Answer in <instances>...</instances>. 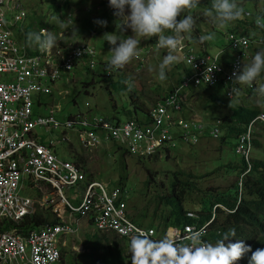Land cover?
<instances>
[{
  "label": "built area",
  "instance_id": "obj_1",
  "mask_svg": "<svg viewBox=\"0 0 264 264\" xmlns=\"http://www.w3.org/2000/svg\"><path fill=\"white\" fill-rule=\"evenodd\" d=\"M3 3L4 0H0V218L13 219L19 225L24 217L35 212L34 204L39 201V208L54 215L60 224L32 231L29 236L17 228L11 233L0 234V264H59L67 238L76 232L78 223L85 220L99 234H110L130 242L137 251L142 250L140 244L144 242L142 239L138 241L137 237H147L150 241L148 248H155L163 256L174 251L179 259L189 257L195 261L199 257L198 248L203 244L200 241L190 244L193 242L191 237L196 232L203 235L204 228L194 232L195 228L190 226L183 229L167 227L162 232H156L135 223L121 200V189L108 191L103 183L88 179L81 165L59 157L51 144V138L49 144L45 145L46 136H40L39 132L60 128L72 131L85 152L97 160L95 154L103 144L102 137L106 144L113 141L134 154L148 157L165 144L178 148L182 144L199 145L207 137L218 139L221 133L218 124L207 128L195 120L181 119L182 102L186 101L181 90L153 109L154 124L149 127L135 122L119 124L91 114H79L60 123L54 117L59 106L53 104L46 107L48 115L35 117L34 95L42 108L44 104L40 100L41 96L52 99L54 94L60 95L55 88L57 84L71 82L73 72L79 68L93 71L100 64L92 46L86 43L66 44L60 33L57 34L60 40L58 45L50 52L42 53L37 47L28 45L36 53L28 55L26 43H18L12 34L15 25L25 38L23 24L27 14L21 5L15 3L12 9L15 14L7 19L2 10ZM42 31L48 29L42 28ZM164 34L172 33L167 30ZM229 40L238 55L232 68L225 71L216 63L218 55L212 59L210 56L188 54L191 36H182L181 45L175 54L181 55L194 71L185 80L183 88L190 85L215 87L222 81L226 85L227 99L233 100L237 96V84L232 74L239 73L243 67L242 61L250 60L252 44L248 37L230 35ZM155 44L156 37L146 42L144 50L132 59L135 67L143 69L154 54L166 53L164 49L157 50ZM254 44L264 46V38L261 36ZM3 74L14 75V80L5 82L6 79L2 80ZM165 122L167 128L163 126ZM257 123H262L264 127V115L248 126L234 148L235 155L247 165L241 178L250 169L251 142L257 132ZM63 139L71 141L69 137ZM81 185H84V196L79 207H74L65 197L64 190L77 189ZM25 188L37 192V196L24 198L21 192ZM169 230L179 234L173 237ZM78 248L81 246L74 247V250Z\"/></svg>",
  "mask_w": 264,
  "mask_h": 264
},
{
  "label": "rangeland",
  "instance_id": "obj_2",
  "mask_svg": "<svg viewBox=\"0 0 264 264\" xmlns=\"http://www.w3.org/2000/svg\"><path fill=\"white\" fill-rule=\"evenodd\" d=\"M104 1L105 0H15L16 4L21 3L24 5L23 7L26 10L27 18L23 24L25 34L28 29L36 24V21H43L45 23V28H47L49 32L54 34L61 32L64 34L66 37L63 40L64 43H66L68 38L73 44L77 42H87L89 45L93 46L97 50L98 60L102 63L100 67H97V69L92 72L82 73V69L80 68L73 72L74 78H72L71 82H63L55 86V88L59 90L58 93H60V95L54 94L52 99L48 96L40 97L41 102L44 104L42 108L37 104L38 99L36 95H34L33 100L36 101V107L34 108L35 117L48 115L49 111L46 107H50L53 104L59 106V110L54 113V117L60 123L79 114L116 118L119 122L126 123L129 121L128 115L132 118L135 117L134 107L131 105L130 101V93H134L139 97L140 103H143L145 107L149 109V105H152L154 103L152 101L154 100H146V93L148 94L151 92L152 96L154 94L156 95L154 96L155 99L161 100L177 85L181 78L183 79L185 73L186 75L188 74V70L182 64V56L175 54L178 57V61L166 70L165 79L160 80L158 78V65L163 55L166 53L154 54L144 65L143 69L135 67L131 60L124 67L112 70L110 74L106 72L105 63L111 55L110 48L112 46L105 41V37L110 32L118 31L117 25L121 17L115 14V9L104 5ZM201 1L206 4L205 6L209 5L210 1L212 2V0ZM238 4L240 7L243 5L241 7L243 10L242 14L246 16V19L252 20V18H254L252 14L254 13L252 3H247L245 5V0H238ZM205 6H199L188 11V13L193 15L196 19L194 31L188 35L195 38L199 36L198 41L208 40L209 42H215L216 46L214 49H209L207 44L204 43L208 48V53L214 54L221 51L218 50L221 49L219 47L226 45L228 42L225 36L217 35L214 30H223L226 32L225 35L227 36L229 29L235 27V23L234 21L223 25L213 23L206 15L208 9ZM261 7L260 5V9ZM247 13H249V16H247ZM182 17L181 15L180 18ZM100 20L106 21V25L101 26L98 24L97 21ZM262 20L261 18H257V21ZM204 22L207 24L205 25ZM62 25L65 27H61ZM71 25L75 30L70 28ZM250 27L251 29L249 28V33L247 35L252 39L250 53L253 55L256 49L264 50V46L254 44L255 40H258L263 35L264 30L257 26ZM38 32H40V29ZM23 34L24 33H22L19 28H14V38L20 44H25ZM125 34H130V31ZM209 34L211 35L209 36ZM232 34L235 33L233 32ZM201 36H209V38L201 40ZM153 38H155V36L148 40ZM148 40L141 41L138 53L144 50ZM193 42H195V40L191 41V43ZM197 49L201 50L199 47ZM229 53L231 54L230 59H232L234 53L227 50L220 56V61H228ZM34 54L36 53L33 50L28 51V55ZM247 62L248 61H243V64ZM261 82H264V80L258 79L256 81L257 84ZM84 84L88 86L84 88ZM240 86L247 88V86ZM198 89V91H200V88ZM212 91L214 93L218 92L219 96H223L222 91L216 88ZM62 97L65 100H63ZM205 99V96L193 99L192 103L194 102V104H191V107L194 108L196 114H199L201 110L204 111L205 113L203 114L202 120L212 124L217 121V117L225 115L226 111L213 107V105L207 103ZM263 100L264 98H258L253 95L250 97L251 106L257 104L263 109ZM195 112H191L192 115H190V112L187 110L180 118L192 119L190 116H193ZM136 113L139 119L144 118L141 111H137ZM69 132L72 131H66L62 128L54 130L43 129L39 132V135L46 136L45 145L49 144L50 139L48 137L51 135V144L57 155L81 165L88 179L103 183L108 191L124 189L126 192V199L124 201L125 207L131 219L133 216L140 213L144 214V212H147L148 215L152 214V208L154 206L152 204L147 206V203H149V200L153 201L156 196L164 193L163 186L160 187V181L167 180L164 176L167 171H190L192 174H197L201 179L197 184L195 182V187L200 191L205 189H218L224 191L236 179L235 175L225 173V167L226 165H237L239 158L234 155V152L225 150V147H223L217 139H205L197 147H188L189 145L182 144L179 148L171 151L170 158H167L168 161L164 160L166 156L164 152L162 154V160L160 161H155V159H141L144 161L143 165L136 161L139 159L136 156L130 154L126 156V152L119 149L120 146L114 143L106 144L104 137H102L103 144L101 148L95 154L98 159L95 160L93 156L87 154L80 146L76 135L73 132L72 134ZM260 133L256 141L261 143L264 147V129H262ZM64 137H69L71 141L68 142L64 140ZM261 151L262 150L254 148L252 151V158L264 160V155ZM75 158L77 159L75 160ZM218 165L221 166L217 167ZM148 170H150V172H148ZM151 177L157 179V183L148 185V180ZM154 186L157 188V193L154 191ZM37 194V192L25 188L21 195H23L24 198H31L32 196H37ZM64 195L74 207H79L78 205H80L84 196V185H81V187L77 189H66L64 190ZM186 211H193V209H191L189 205H186L185 212ZM42 214L47 216L48 213L43 211ZM48 217L51 219L46 221V225H43L45 228L60 224V222L55 221V216L52 214H49ZM185 220L188 222L187 219ZM140 222L144 226H148V220ZM71 223L76 222L72 221ZM181 223H184V221ZM78 224L79 226L76 232L71 234V238H67V244L62 248V253H64L65 256L59 264H95L97 262L98 255L96 252H92L90 247L91 243L87 242V236H99V234L88 220ZM166 227L173 226L170 223ZM160 228L165 227L153 229L160 232ZM212 231L215 232L218 230L214 229ZM209 234L210 232L207 235ZM99 237L101 238V236ZM113 238L117 239L116 237ZM102 243L103 239L99 241L98 245ZM124 243L127 247V253L130 254L129 249L131 243ZM77 246H81V248L74 250V247ZM96 250L100 251L99 248ZM141 251H137V254H140ZM98 254H100V252H98ZM167 254V258L171 256L174 259L175 256H178L177 253L167 252ZM152 255H154V257ZM155 257H157L158 260H156ZM161 257L165 256L156 251H152L151 264H157ZM153 258L155 259L154 262L152 261ZM161 264L168 263L161 261ZM175 264L189 263L187 257H185L184 260H175Z\"/></svg>",
  "mask_w": 264,
  "mask_h": 264
},
{
  "label": "trees",
  "instance_id": "obj_3",
  "mask_svg": "<svg viewBox=\"0 0 264 264\" xmlns=\"http://www.w3.org/2000/svg\"><path fill=\"white\" fill-rule=\"evenodd\" d=\"M103 3L107 7L112 8L108 5V0H105ZM247 3H252L253 5L252 7L254 8V13L252 14L254 18H252V20L246 19V16L242 14L240 18L234 20L235 27L229 29V33L234 32L236 34L240 32L243 35H247L249 33V28L251 29L250 26H256L255 22L257 21V18L263 19L262 22L264 23V0H245V5ZM205 5L206 4L204 2L199 0V4L196 7H204ZM260 5L262 6L261 9ZM210 6L211 1L210 4L205 7L209 10ZM188 11L190 10H187V14H189ZM181 15L183 16L185 13H181ZM206 24L207 23H205V25ZM44 27L45 23L43 21H36V24L28 29L26 33L38 32L39 29ZM214 32L220 36H225L226 33L220 29H215ZM198 38L192 37L193 40L191 41L195 40V42L191 43L190 41L189 47H199L201 48V52H203L205 48L208 53V48L204 45V43L207 44L209 49H214L216 46L215 42H209L208 40H205V42L198 41ZM219 48L227 51L229 43L227 42L226 45L220 46ZM257 50L259 49H256L255 52ZM182 64L186 67L188 72H190L185 63ZM85 72L89 71L86 68H83L82 73ZM185 75L186 73L183 76L185 77ZM258 79L264 80V74H262ZM182 80L183 79L181 78L175 87H177ZM87 86V84L83 85L84 88ZM215 88L222 91L223 96H219L218 92L214 93L212 90ZM225 88L226 87L224 85H219L214 88L204 87L200 91L193 89L187 96H184L186 97V101L185 103L183 102V111L180 116L182 117L187 110L190 112V115H192L191 112H195L194 108L191 107V104H194V102L192 103V100L205 96L207 103L212 104L213 107H216L219 110L226 111L225 115L217 117V120L222 123L221 133L217 141L225 147V150L234 152L239 136L247 130L248 126L256 120L261 113H264V100L262 104L263 109L257 104L251 106L252 103L250 102V97L254 95L253 89L246 90V87L243 88L240 85L239 88H237L236 98L229 100L226 98ZM172 90L173 89H171V91ZM154 96L156 95L154 94L152 96L151 92L145 94L146 100H154L152 101L154 102L153 104L159 103L160 100L155 99ZM130 101L131 105L134 107L135 117L132 118L128 115L129 121L137 120L142 123L148 122L150 110L146 108L143 103H140L139 97H137L134 93H130ZM137 111H141L143 113V119H139L136 116ZM204 113L205 112L202 110L199 114H196L195 112L191 118L201 117V119H203ZM105 118L119 122L116 118ZM184 120L190 121L192 119ZM257 127V132L255 133L251 143L253 148L262 150L261 153L264 155V147L261 143L256 141L258 136L261 134L260 131L264 129V127L262 123H257ZM109 143L116 144V142L113 141H110ZM119 149L124 150L126 152V156L129 155L123 146H120ZM162 154L157 152L149 159L160 161L162 160ZM170 154L171 152L167 151L164 160L168 161ZM76 159L77 158H75V160ZM136 161L140 164H143L144 162L141 159H137ZM219 166L221 165H218L217 167ZM225 169V173L235 175L236 179L224 191H220L218 189H205L200 191L195 187V182L197 184L201 179V177L197 174H192L190 171H167L164 175L167 180L160 181V187L163 186L164 193L156 196L153 201L149 200V203H147V206L151 204L154 206L152 208V214L148 215L147 212H144V214L140 213L133 216L132 220L146 228L152 227L158 229L159 227H166L170 223L172 226H177L183 221L187 222L184 219V215L189 211L185 212V206L189 205L191 209H193L192 212L198 214L201 217L202 222H204L209 219L211 210L215 206L219 205L223 209H215L216 220L212 226V230H218V234L210 230V235L206 237L205 241L208 245H216L226 234L234 231V235L230 236L229 240L231 242H235L237 240L243 241V243L250 248V251L242 255L241 258L236 261V264H248V257L251 255V251H255L258 248H264V160L251 158L249 172L242 178L240 187L238 185V177L246 170V164L242 161V159L239 158L237 165H226ZM148 172H150V170H148ZM152 183H157V179L152 177L149 178L148 185H151ZM154 191L157 193V188L155 186ZM47 213L48 214L46 216L45 214H42L41 211L37 216L28 218L21 225L23 228V234L26 235L31 229L35 230L42 227L46 221L50 220L51 216L48 217L49 212ZM145 220H148V226H144L140 222ZM99 236H101V238ZM99 236H87V242L91 243L90 247L92 252H96L98 255L97 262L95 264H133V257L131 254L127 253V247L123 240L119 238L116 240L113 238L115 236H106L102 234H99ZM102 239L103 243L98 245L99 241ZM98 248L100 251L96 250ZM98 252H100V254H98ZM64 256V253H62L60 259L63 260ZM152 256L154 257V255ZM166 256L168 257V254ZM155 258L158 260L157 257ZM170 258H167L165 262L168 264H175V260H173L171 256ZM154 260L155 259L153 258L152 261L154 262Z\"/></svg>",
  "mask_w": 264,
  "mask_h": 264
},
{
  "label": "clouds",
  "instance_id": "obj_4",
  "mask_svg": "<svg viewBox=\"0 0 264 264\" xmlns=\"http://www.w3.org/2000/svg\"><path fill=\"white\" fill-rule=\"evenodd\" d=\"M198 4L199 0H108V5L115 9V14L119 15L121 19L117 25L118 31L110 32L105 37V41L112 46L110 48L111 55L105 63V71L110 74L112 70L124 67L138 55L141 41L148 40L155 36L156 49L166 50V54L163 55L158 65V78L164 80L166 70L178 61L175 51L181 45L182 36L184 34H191L194 31L196 19L193 15L187 14V10L196 8ZM14 6L15 0H4L2 10L6 14L7 19H10V17L15 14V10L12 11ZM242 11V8L238 4V0H212L210 9L206 12V15L213 23L223 25L240 18ZM181 13H185L182 18H180ZM97 23L101 26H105L107 22L100 20L97 21ZM260 26L264 27V25ZM61 27L65 26L62 25ZM14 28L15 25L12 27L13 38ZM70 28L74 29L72 25ZM167 30H170L172 34H164ZM128 31H130V34H125ZM59 33L64 36L61 32H57L56 34L49 31L27 32L25 34V43L27 47L28 45H33L42 53H48L58 45V41L60 40L57 34ZM210 35L211 34H209V36ZM209 36H201L200 39L204 40L209 38ZM262 37L264 38V33ZM63 38L65 39L66 37L64 36ZM191 40H193L192 37ZM79 43L88 44L87 42H77L73 44L68 38L66 40V44L75 45ZM92 48L94 47L92 46ZM28 50L35 51L34 49H29V47ZM94 50L96 51L98 64L101 66L102 63L98 60L97 50L95 48ZM97 67L94 70H96ZM262 74H264V50H257L255 54L251 56L250 60L243 64L239 73L233 72L232 77L235 84L251 87L256 97L264 98V82L259 84L256 83ZM5 79V82H10L14 80V75L3 74L2 80ZM233 91L234 89H232V92ZM192 120L203 123L207 128L218 124L221 130L222 123L219 120L212 124L206 123L201 117L192 118ZM205 139L212 138L207 137ZM199 145L192 147H197ZM253 149L254 148H252V151ZM252 151L250 153V160L252 158ZM244 172H242L240 176ZM240 176L238 177V185L241 183ZM35 197L36 196H32L31 198ZM218 209L220 208L218 207ZM16 228L23 233L21 224H16V221L10 218H0V234L11 233L13 230H16ZM201 235L202 233L196 232L191 239L194 243H197L200 241ZM233 235L234 231L226 234L216 245H201L198 248L199 257L194 261V264H236V261L246 252L250 251V248L245 245L243 241L237 240L231 242L229 238ZM141 239L144 242L140 244V248L142 249L140 254H137L135 245L130 244L129 250L133 257V264H151V252L155 251V248H148L150 241L147 237H137L138 241ZM62 251L63 249L61 250V254ZM165 260L166 257H161L157 264H161V261ZM248 264H264V248L251 251V255L248 257Z\"/></svg>",
  "mask_w": 264,
  "mask_h": 264
},
{
  "label": "bare ground",
  "instance_id": "obj_5",
  "mask_svg": "<svg viewBox=\"0 0 264 264\" xmlns=\"http://www.w3.org/2000/svg\"><path fill=\"white\" fill-rule=\"evenodd\" d=\"M19 4V3H18ZM19 5H21L22 7L24 6V5H22L21 3L19 4ZM23 9H24V7H23ZM25 10V9H24ZM25 12H26V10H25ZM256 23V26L257 27H259V28H262V29H264V27H261L260 25H264V23L262 22V21H257V22H255ZM198 27V26H197ZM196 32H198V31H196ZM200 32V31H199ZM203 34V33H202ZM230 35H234L235 37H248L249 39H250V41H251V44H252V39H251V37L249 36V35H243V34H241V33H236V34H232V33H227V36H226V38H227V41H228V43H229V48H228V51H232L233 53H234V55H233V57H232V60L230 61V62H223V61H220V56L223 54V52H225L226 50H223V49H218V50H221V51H219V52H217V53H214V54H209V53H207L206 52V50H205V48H204V51L203 52H201L200 50H198L197 48H195L194 46H192V47H189V49H188V54H191V53H193V54H195L196 56H198V57H202V56H210L212 59H214V57L216 56V55H218V58H217V60H216V63L221 67V68H223L225 71H229L231 68H232V66H233V63L235 62L234 60L236 59V57H237V55H238V52L236 51V50H234L233 49V47H232V44H231V42H230V40H229V36ZM205 41V40H204ZM203 41V42H204ZM182 59H183V61H182V63H185V65L189 68V70H190V72H188V74L183 78V80H182V82L177 86V87H175V88H172L173 90L171 91H169V93L167 94V95H165L164 97H163V99L162 100H160V102L159 103H165V100L167 99V97H169V96H171V95H173L174 93H176L178 90H181L180 91V93H181V95L182 96H187L193 89H195V90H199L198 88H200V90L201 89H203L204 87H207V86H195V85H190L188 88H183V84H184V82H185V80L187 79V78H189V77H191L193 74H194V71L190 68V66L186 63V61L184 60V58L182 57ZM229 61V60H228ZM242 65H243V61H242ZM81 69V68H80ZM87 69V68H86ZM219 85H224L225 87H226V85L221 81L217 86H219ZM217 86H215V87H217ZM239 87V85H237V88ZM209 88H214V87H209ZM247 89H252L251 87H247L246 88V90ZM159 103H157V104H150L149 105V121L148 122H140V121H137V120H130V121H128V122H126V123H121V122H116V121H114V122H116V123H119V124H127V123H129V122H135V123H138V124H140V125H142V126H146V127H149V126H152L153 124H154V120H153V118H152V111H153V109L159 104ZM185 103V102H184ZM182 104H183V102H182ZM262 115H264L263 113H261V115L260 116H262ZM259 116V117H260ZM110 121H112V120H110ZM113 122V121H112ZM165 128H167V123L165 122V124L163 125ZM214 140V139H213ZM187 145H189L188 147H192V145L191 144H187ZM124 147V146H123ZM177 147H172V146H170V145H168V144H165V145H163V146H161V147H159L157 150H156V152L154 153V154H156L157 152H159L160 154H162V153H166L167 151H169V152H171L172 150H174V149H176ZM124 149L130 154V155H132V156H136L137 158H139V159H149L150 157H152L153 155H151V156H148V157H141V156H139L138 154H134V153H132V152H130V151H128L127 149H126V147H124ZM120 192H121V200L123 201V203L125 204V199H126V192H125V190L124 189H121L120 190ZM34 205H36V208H35V212H32V214H30V215H28V216H26V217H24L23 218V220H22V222H21V225L28 219V218H33V217H35V216H37L41 211L43 212L44 210H42V209H40L39 208V201H36V203L34 204ZM79 206V205H78ZM126 208V207H125ZM218 208V205L217 206H215L212 210H211V213H210V215H209V219L208 220H206V221H204V222H202V219H201V217L198 215V214H196L195 212H192V211H189V212H187L185 215H184V218L185 219H187L188 220V222H184V223H181V224H179V225H177V226H173L174 228H179V229H183L185 226H190V227H194L195 229H194V232L195 231H198V230H201V228H204V231H205V233L200 237V243H202L203 245H208V243H206V241H205V239H206V237L208 236L207 234L210 232V230L212 231V224L215 222V220H216V211H215V209H217ZM34 211V210H33ZM46 212H48V211H46ZM54 216V215H53ZM46 225V224H45ZM45 226H43V228H44ZM42 227H40V228H37V229H35V230H30L29 231V233L28 234H26L25 236H29V234L32 232V231H39V230H42L43 229ZM167 227H165V228H160L161 229V231L160 232H162V231H164L165 229H166ZM211 228V229H210ZM153 229V228H152ZM156 231V230H155ZM156 232H158V231H156ZM169 232H170V234L174 237L175 235H177V234H179L178 232H176L175 230H169ZM215 233H217L218 234V231H215ZM210 235V234H209ZM71 238V237H70ZM110 239V238H109ZM117 240V239H116ZM194 242H190V244H193ZM171 253H176V252H174V251H170ZM174 259L176 260V261H179V260H184L185 258H183V259H179L178 258V256H175L174 257ZM187 261H188V263H190V264H193L194 263V261H192L189 257H187Z\"/></svg>",
  "mask_w": 264,
  "mask_h": 264
},
{
  "label": "crops",
  "instance_id": "obj_6",
  "mask_svg": "<svg viewBox=\"0 0 264 264\" xmlns=\"http://www.w3.org/2000/svg\"><path fill=\"white\" fill-rule=\"evenodd\" d=\"M230 56H231V54L229 53V55H228V57H229V61H223V62H230L232 59H230ZM69 133H71L72 134V132H69ZM49 139L51 138V135H49V137H48ZM166 257V259H167V256H165ZM174 260V259H173ZM166 261V260H165Z\"/></svg>",
  "mask_w": 264,
  "mask_h": 264
}]
</instances>
